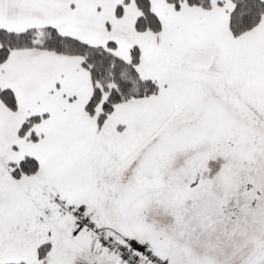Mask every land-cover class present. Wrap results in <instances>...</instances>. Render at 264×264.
<instances>
[{"label":"snow or ice","instance_id":"1","mask_svg":"<svg viewBox=\"0 0 264 264\" xmlns=\"http://www.w3.org/2000/svg\"><path fill=\"white\" fill-rule=\"evenodd\" d=\"M0 264H264V0H0Z\"/></svg>","mask_w":264,"mask_h":264}]
</instances>
